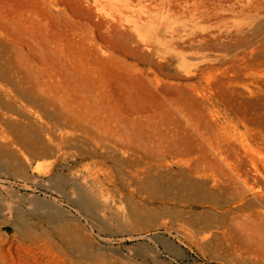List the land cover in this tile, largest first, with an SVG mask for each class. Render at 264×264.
I'll return each instance as SVG.
<instances>
[{"label": "rangeland", "instance_id": "374dc122", "mask_svg": "<svg viewBox=\"0 0 264 264\" xmlns=\"http://www.w3.org/2000/svg\"><path fill=\"white\" fill-rule=\"evenodd\" d=\"M0 264H264V0H0Z\"/></svg>", "mask_w": 264, "mask_h": 264}, {"label": "bare ground", "instance_id": "6f19581e", "mask_svg": "<svg viewBox=\"0 0 264 264\" xmlns=\"http://www.w3.org/2000/svg\"><path fill=\"white\" fill-rule=\"evenodd\" d=\"M115 149V148H114ZM113 149V150H114ZM122 151V150H121ZM104 152V150H103ZM126 156V155H125ZM187 162V161H186ZM189 163V162H188ZM179 164V163H178ZM184 164V163H183ZM177 165V163H176ZM213 165V163H212ZM219 165V164H218ZM183 169L180 170L181 175L185 176L188 180L192 181L194 179H200L203 178V174L200 173L199 168L197 166L193 167L194 170L191 168L190 164H185L182 166ZM213 173V172H212ZM194 174V175H193ZM208 174V173H207ZM214 174V173H213ZM210 175V174H209ZM212 175V174H211ZM212 178V181L214 183L215 187L220 186V181L216 179V175L207 176L206 179ZM192 179V180H191ZM193 182V181H192ZM206 184V182H204ZM88 187V186H87ZM82 191V190H81ZM76 205L79 207L82 211H87L90 207V202L88 198H85V196L79 197V199L76 201Z\"/></svg>", "mask_w": 264, "mask_h": 264}]
</instances>
